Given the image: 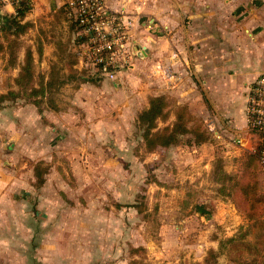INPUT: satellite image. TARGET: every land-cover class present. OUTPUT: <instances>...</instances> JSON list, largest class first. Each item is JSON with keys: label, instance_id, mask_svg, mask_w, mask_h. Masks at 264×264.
Segmentation results:
<instances>
[{"label": "rangeland", "instance_id": "1", "mask_svg": "<svg viewBox=\"0 0 264 264\" xmlns=\"http://www.w3.org/2000/svg\"><path fill=\"white\" fill-rule=\"evenodd\" d=\"M7 46L3 36L0 53L4 51L9 66L15 67L16 51L18 55L23 49L21 38L10 44L11 59ZM80 76L68 75L67 86L59 88L60 78L54 76L56 87L47 92L41 109L56 106L70 114ZM17 88L0 94L14 90L19 97L0 103V110L8 105L20 111L32 105ZM131 91L128 95L135 96ZM150 97H143L147 106L129 108L126 119L110 114L104 136L100 129L74 131L70 118L63 124L72 131L55 133L48 127L36 142L23 137L0 140V188L6 189L7 176L14 174L13 190L0 194V216H5L0 221L13 225L14 216L23 226L20 231L0 232L6 240L0 243V264H203L210 252L216 254L212 264H241L240 255L236 261L231 256L228 240L242 236L243 243L253 244L262 233L263 170L253 166L258 164L248 150L225 159L210 132L198 145L189 142L196 141L194 136H185L169 148L150 149L137 119L149 107ZM173 122L159 120L151 133L162 134ZM197 126L191 125L192 132H198ZM42 160L51 169L45 185L33 187L30 174ZM237 180L243 195L236 190ZM254 188L263 196H257V207L250 211L244 196H253ZM242 261L264 264V249L262 255L245 253Z\"/></svg>", "mask_w": 264, "mask_h": 264}, {"label": "crops", "instance_id": "2", "mask_svg": "<svg viewBox=\"0 0 264 264\" xmlns=\"http://www.w3.org/2000/svg\"><path fill=\"white\" fill-rule=\"evenodd\" d=\"M106 2L115 11L132 14L136 21L138 56L133 67L121 71L115 81L80 76L84 73L79 67L75 26L67 15L69 0H30L31 10L22 21L30 27L21 37L23 49L17 65L9 66L8 55L0 53V94L15 88L14 78L26 47L33 52L37 73L46 75V80L52 74L59 76L58 88L67 86L68 75L80 76L82 81L74 82V110L70 114L45 106L37 109L34 104L18 111L6 104L0 110V140L16 142L23 137L36 142L34 138H41L48 127L55 133L60 129L72 131L63 124L70 118H74V131L81 134L90 128L100 129L98 133L104 136L111 115L113 119H126L129 108L147 106L148 100L143 97L166 96L172 110L185 106L204 123L225 159L230 155L233 160L242 150L252 152L260 136L248 128L246 107L252 84L264 74V0ZM2 14L6 23L15 9L7 5ZM146 20L153 21L152 29L144 27ZM6 26L12 28L10 22ZM3 36L0 30V41ZM6 79L9 85L4 84ZM130 91L135 96L128 95ZM170 118L175 120L173 114ZM37 142L40 144V140ZM3 147L0 144V152ZM38 166L46 170L41 185L36 176ZM50 169L49 164L39 161L30 174L32 186H44ZM7 177L10 183L6 189L0 188L1 195L13 190L14 174ZM11 217L13 225L0 221V232L23 228L16 217ZM1 237L0 243H6Z\"/></svg>", "mask_w": 264, "mask_h": 264}, {"label": "built area", "instance_id": "3", "mask_svg": "<svg viewBox=\"0 0 264 264\" xmlns=\"http://www.w3.org/2000/svg\"><path fill=\"white\" fill-rule=\"evenodd\" d=\"M21 1L0 0V13L7 5L15 9ZM68 17L75 26L82 73L91 78L115 81L121 71L133 67L139 49L132 14L113 10L106 0H69ZM143 25L149 30L154 27L152 20H146ZM246 118L250 131L260 136L259 145L253 151L258 150L264 167V74L250 88Z\"/></svg>", "mask_w": 264, "mask_h": 264}, {"label": "trees", "instance_id": "4", "mask_svg": "<svg viewBox=\"0 0 264 264\" xmlns=\"http://www.w3.org/2000/svg\"><path fill=\"white\" fill-rule=\"evenodd\" d=\"M15 10H16V14L14 16H11L9 20L6 21V23L10 22L12 24V28L10 26L6 27V24L5 26L4 25L2 26L0 24V30L3 32L4 36H7L8 46L6 51L8 52L10 59L12 56H14L10 47L11 42L20 41V38L28 31L30 27L27 23L26 24L22 23L25 16L31 10L30 0H22L20 4L15 6ZM67 15H68V11H67ZM10 37L12 39H10ZM18 51H16L17 59H18V55H17ZM19 66H20V71L18 73V76L14 79V84L18 87L17 90L21 91L20 93H23L25 95L27 101L29 100L30 103L34 104L35 106H38L41 109V106H43L46 99L49 97V93L47 92H49L50 89L56 87L55 85L56 83L55 81L57 79L55 78L56 76L52 74L46 80V75H44L43 73L36 72L33 52L31 51L30 47L25 48L24 60ZM14 95H16L14 90H11L8 92L7 96H0V103H3L4 101H15L19 99L18 96H14ZM53 102L54 101L50 99V103L54 104ZM51 108L58 109L56 106H51ZM172 114L174 115L175 120L173 124L167 125V128L165 129L166 131H164L165 133L164 132L162 134L151 133L152 129L155 128L157 121L168 120ZM137 119L140 123V127L145 128L144 131L145 138L147 140V145L150 149H154L156 147L169 148L170 146L176 145L179 142L178 138H183L185 136H191V137L194 136V138H196V141L190 139L189 142L194 143L196 145L206 142L208 140L206 136L209 130L204 125V123L198 120L197 118H195L190 113L188 108L185 106L184 107L180 106L172 110L171 104L166 96L150 97L149 107L146 108L144 111H142ZM194 122L198 123L197 126L198 132L197 131L192 132L191 130L192 129L191 125ZM250 154L252 161H256V163L258 164L257 166H255V164L252 163L253 166L255 168L257 167L259 171L263 170L264 172V167L260 162V158H259L260 156L258 150L252 151L250 152ZM45 171L46 170L40 168L39 166L36 168V176L38 179L37 182L40 185L44 183L43 174H45ZM253 174L256 176V173ZM245 176L246 175L244 174L239 178L242 177L244 178ZM234 179H236V177ZM235 184H236L235 185L236 190L243 195L245 193V190L240 188L237 189L238 180L236 181ZM237 191H236V195H237ZM257 196H263L258 193V188L257 189L254 188L253 196H244V199L245 201H247L250 211L257 207V204L259 202ZM249 215L255 216L256 213ZM243 238L244 237L241 236L237 239H229L228 243L232 246L230 254L231 256H233L234 260L236 261L237 255H240L239 256L240 263L247 264L242 261V257L245 256V253L252 255L253 254L262 255V251L264 249V229H262V233L256 235L253 244L243 243L242 242ZM214 253L211 252L208 253L203 264H212L213 262H215L216 254L214 255Z\"/></svg>", "mask_w": 264, "mask_h": 264}, {"label": "water", "instance_id": "5", "mask_svg": "<svg viewBox=\"0 0 264 264\" xmlns=\"http://www.w3.org/2000/svg\"><path fill=\"white\" fill-rule=\"evenodd\" d=\"M0 24L1 25H5L6 24L5 20L3 19V14L2 13H0Z\"/></svg>", "mask_w": 264, "mask_h": 264}]
</instances>
